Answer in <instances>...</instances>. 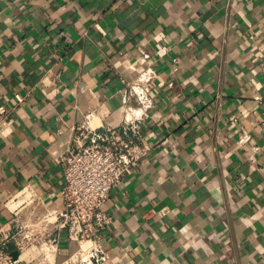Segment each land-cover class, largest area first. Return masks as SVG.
I'll return each mask as SVG.
<instances>
[{
	"label": "crops",
	"instance_id": "obj_1",
	"mask_svg": "<svg viewBox=\"0 0 264 264\" xmlns=\"http://www.w3.org/2000/svg\"><path fill=\"white\" fill-rule=\"evenodd\" d=\"M151 62L150 150L104 208L105 264H264V0H0V229L27 235L19 264L77 258L52 215L60 159L80 126L123 123L120 76Z\"/></svg>",
	"mask_w": 264,
	"mask_h": 264
},
{
	"label": "built area",
	"instance_id": "obj_2",
	"mask_svg": "<svg viewBox=\"0 0 264 264\" xmlns=\"http://www.w3.org/2000/svg\"><path fill=\"white\" fill-rule=\"evenodd\" d=\"M140 54L147 61L152 59L143 49ZM157 77L152 62L133 79L120 76L124 84L123 123L117 128L80 126L74 146L60 159L65 177L61 190L64 209L52 215L56 217L57 228H67L70 238L81 246L72 264H105L108 261L109 254L102 245L101 233L111 224L112 218L104 208L110 201L111 191L150 150L141 123L154 108L152 82ZM6 112V108L0 106V113ZM248 139L245 136L242 141ZM12 240L19 250L28 247L27 235L19 238L11 231L0 229V264H19L9 248ZM56 247L57 238L49 239L42 248L45 258Z\"/></svg>",
	"mask_w": 264,
	"mask_h": 264
}]
</instances>
